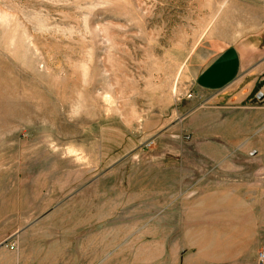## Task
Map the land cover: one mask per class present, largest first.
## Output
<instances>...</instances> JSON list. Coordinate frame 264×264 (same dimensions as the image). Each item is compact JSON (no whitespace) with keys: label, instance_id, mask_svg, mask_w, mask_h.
<instances>
[{"label":"rangeland","instance_id":"374dc122","mask_svg":"<svg viewBox=\"0 0 264 264\" xmlns=\"http://www.w3.org/2000/svg\"><path fill=\"white\" fill-rule=\"evenodd\" d=\"M262 35L264 0H0L22 264H261L264 77H196L227 45L264 59Z\"/></svg>","mask_w":264,"mask_h":264},{"label":"crops","instance_id":"0c3cea01","mask_svg":"<svg viewBox=\"0 0 264 264\" xmlns=\"http://www.w3.org/2000/svg\"><path fill=\"white\" fill-rule=\"evenodd\" d=\"M257 42L264 43V36L262 35V40ZM258 56L255 50L245 49L241 45H227L200 70L196 84L206 91H220L249 80L253 83L252 87H255L264 77V59L259 60ZM20 198L17 191L11 190L10 201L5 202L10 205V213H7V210L2 211L3 201L0 196V264H22L21 257L15 249H10L7 245V243L17 245L18 222L12 221L10 217L13 215L16 219L18 202L23 200ZM47 223L49 222H43ZM9 239L13 242L8 241Z\"/></svg>","mask_w":264,"mask_h":264},{"label":"built area","instance_id":"2783aa9c","mask_svg":"<svg viewBox=\"0 0 264 264\" xmlns=\"http://www.w3.org/2000/svg\"><path fill=\"white\" fill-rule=\"evenodd\" d=\"M259 261H260L261 264H264V251L260 252V254H259Z\"/></svg>","mask_w":264,"mask_h":264},{"label":"water","instance_id":"95a60500","mask_svg":"<svg viewBox=\"0 0 264 264\" xmlns=\"http://www.w3.org/2000/svg\"><path fill=\"white\" fill-rule=\"evenodd\" d=\"M263 96H264L263 93H261V92L258 93V97H259V98H263Z\"/></svg>","mask_w":264,"mask_h":264}]
</instances>
